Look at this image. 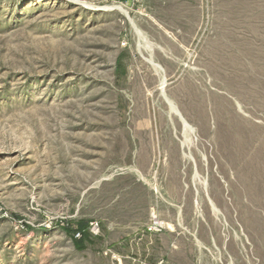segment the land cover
I'll return each instance as SVG.
<instances>
[{"label": "rangeland", "instance_id": "374dc122", "mask_svg": "<svg viewBox=\"0 0 264 264\" xmlns=\"http://www.w3.org/2000/svg\"><path fill=\"white\" fill-rule=\"evenodd\" d=\"M0 264H264V0H0Z\"/></svg>", "mask_w": 264, "mask_h": 264}, {"label": "bare ground", "instance_id": "6f19581e", "mask_svg": "<svg viewBox=\"0 0 264 264\" xmlns=\"http://www.w3.org/2000/svg\"><path fill=\"white\" fill-rule=\"evenodd\" d=\"M157 66V65H156ZM180 112V111H179ZM185 119V118H184ZM183 127H184V133H185V136L188 137V135H190V133L192 134L193 133V129L189 126L188 122L183 120ZM186 144L188 146H190L192 143L190 142V140H186Z\"/></svg>", "mask_w": 264, "mask_h": 264}, {"label": "trees", "instance_id": "16d2710c", "mask_svg": "<svg viewBox=\"0 0 264 264\" xmlns=\"http://www.w3.org/2000/svg\"><path fill=\"white\" fill-rule=\"evenodd\" d=\"M80 231L83 232L84 240H87L89 238V235L86 232V229L85 228H82V229H80ZM77 244L78 245H76V246H77L78 249H80V250L83 249V246L82 245H80L79 243H77Z\"/></svg>", "mask_w": 264, "mask_h": 264}]
</instances>
